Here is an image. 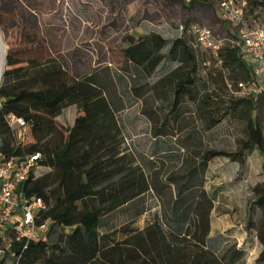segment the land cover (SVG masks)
<instances>
[{"label": "trees", "instance_id": "trees-1", "mask_svg": "<svg viewBox=\"0 0 264 264\" xmlns=\"http://www.w3.org/2000/svg\"><path fill=\"white\" fill-rule=\"evenodd\" d=\"M165 1L172 5L182 0ZM185 2L186 9L193 4V1ZM247 15L253 25L264 20V1L248 0ZM216 16L223 34L232 35L219 11ZM190 26L187 23L180 26L182 35L172 41L167 55L191 67L173 85V110L184 98L194 99L196 57L219 71L240 69L243 75L235 76L236 82L253 79L248 62L235 48L226 47L220 53L221 64L194 42L199 50L195 55L186 40L190 36L194 41L187 33ZM13 27L0 85L1 150L8 157L40 153L41 159L19 191L28 197L43 199L46 209L39 220L52 221L47 236L56 229L60 233L50 244L47 237L31 241L25 248L23 243L13 242L12 248L0 257V264H237L242 260L245 251L235 244L227 245L220 254L209 248L214 200L204 189V174L208 162L216 157L229 158L244 169L247 154L254 147L264 156V133L252 117L253 103L258 97L237 101L247 103L249 113L246 138L240 141L238 149L204 151L198 167L200 178L194 177L193 169L184 182L176 183V196L163 219L157 217L142 229L126 227L121 231L122 238L116 239L99 231L104 216L129 205L156 186L123 154L118 110L109 100L101 78L97 75L73 77L60 62L45 56L35 29L5 26L11 30ZM124 42L119 49L121 62L135 66L145 78L166 57L161 53L166 40L158 34L139 39L128 36ZM204 53H208V60L203 58ZM133 90L138 94L137 88ZM201 104L208 106L209 97ZM69 108H74L75 115L70 122L63 123L58 117ZM10 115L22 118L26 124L24 140L17 149L13 147L8 128ZM220 119H213V125ZM43 169L47 171L41 175ZM38 170L41 171L37 173ZM251 191L252 210H258L260 215L256 220L249 216L246 228L254 232L262 247L256 261L264 263V180L256 183ZM143 212L140 210L135 218ZM66 229L71 230L66 233ZM11 237L12 234L5 239L0 237V245Z\"/></svg>", "mask_w": 264, "mask_h": 264}, {"label": "rangeland", "instance_id": "rangeland-1", "mask_svg": "<svg viewBox=\"0 0 264 264\" xmlns=\"http://www.w3.org/2000/svg\"><path fill=\"white\" fill-rule=\"evenodd\" d=\"M190 1L193 4L186 9L183 0L172 5L165 0H0V39L5 51L10 48L8 41L14 32V27L11 30L6 25L35 29L45 56L60 62L70 75L77 79L100 77L118 110L123 154L156 186L104 216L99 231L116 239L122 238L121 231L126 227L142 229L157 217L163 219L176 196V183L184 182L193 169L194 177L200 178L198 167L204 151H235L246 138L248 104L237 102L239 99L227 86L236 83L235 76L242 77L240 69L219 71L196 57L194 99L186 97L176 110L172 109L173 85L191 68L167 56L172 41L182 35L180 26L198 24L223 34L216 16L218 0ZM152 33L166 40L161 50L166 57L145 78L138 68L121 62L119 49L128 36L139 39ZM186 40L197 55L193 39L188 36ZM203 58L208 60V53ZM206 97L210 104L203 107L201 101ZM253 106L252 117L264 133V97H258ZM74 115V108H69L58 119L68 123ZM217 117L221 119L213 125ZM223 159L215 158L210 172L204 174L215 201L209 248L220 254L227 245L235 244L245 251L237 264H264L256 261L262 247L254 232L246 228L249 216L256 220L260 215L258 210H252L251 184L264 178V173L253 164L249 176L246 167L232 174ZM46 171L43 169L41 175ZM241 184L246 188L242 189ZM140 210L143 214L135 218ZM58 233L56 229L47 236L49 244Z\"/></svg>", "mask_w": 264, "mask_h": 264}, {"label": "built area", "instance_id": "built-area-1", "mask_svg": "<svg viewBox=\"0 0 264 264\" xmlns=\"http://www.w3.org/2000/svg\"><path fill=\"white\" fill-rule=\"evenodd\" d=\"M190 2V0H185ZM248 0H220L219 13L232 30V35L220 34L209 27L191 25L187 33L201 49L219 58L226 47L235 48L246 59L253 74V79L229 83L228 89L237 99L257 98L264 95V20L250 24L247 15ZM183 28L181 27V31ZM4 45L0 39V85L4 67ZM2 99L0 98V106ZM8 128L14 140V149L19 148L25 136V121L13 115L7 118ZM41 159L40 153L22 156H6L0 145V237L9 234L12 237L0 245V257L12 248L13 242L23 243L25 248L31 241L44 240L52 221H40L42 211L46 209L40 197H28L19 191L32 169Z\"/></svg>", "mask_w": 264, "mask_h": 264}, {"label": "crops", "instance_id": "crops-1", "mask_svg": "<svg viewBox=\"0 0 264 264\" xmlns=\"http://www.w3.org/2000/svg\"><path fill=\"white\" fill-rule=\"evenodd\" d=\"M217 158V157H216ZM224 161L226 162L225 164L229 167V169L231 170L230 173H234L236 170L239 169V164L236 161H230L228 158L223 157ZM215 158H213L212 160H210L208 162L207 165V170L206 173L208 174V172H210V168H211V162L214 160ZM253 164H256L258 170L260 171V173L262 174V171H264V156H262L261 152L259 151L258 148L254 147L253 149L250 150V152L247 154L246 157V173L249 176V169H251V167L253 166ZM246 174V175H247ZM207 180V177H205ZM264 180V178H261L260 180H257L256 182L252 183L251 186L253 187L256 183L260 182ZM207 184L208 182L205 181L204 182V189L206 190V192L210 195V191L207 188ZM241 188L244 189L246 188V185L241 184ZM214 200V199H213ZM215 203V201H213ZM214 208V207H213ZM213 211V210H212ZM212 214V212H211ZM212 233V216H210V232H209V236L208 239H211V234Z\"/></svg>", "mask_w": 264, "mask_h": 264}, {"label": "bare ground", "instance_id": "bare-ground-1", "mask_svg": "<svg viewBox=\"0 0 264 264\" xmlns=\"http://www.w3.org/2000/svg\"><path fill=\"white\" fill-rule=\"evenodd\" d=\"M3 48V47H2ZM3 49H5V48H3ZM5 53H6V51L4 50V53H3V58H2V60H1V66L2 67H4V64H5Z\"/></svg>", "mask_w": 264, "mask_h": 264}]
</instances>
